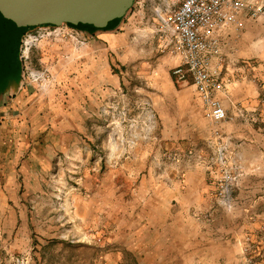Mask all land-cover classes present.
Instances as JSON below:
<instances>
[{
  "label": "rangeland",
  "instance_id": "374dc122",
  "mask_svg": "<svg viewBox=\"0 0 264 264\" xmlns=\"http://www.w3.org/2000/svg\"><path fill=\"white\" fill-rule=\"evenodd\" d=\"M175 5L134 0L113 29L26 33L0 114V264H264V212L235 193L240 148L207 113L198 142L192 96L206 108L174 73Z\"/></svg>",
  "mask_w": 264,
  "mask_h": 264
},
{
  "label": "crops",
  "instance_id": "0c3cea01",
  "mask_svg": "<svg viewBox=\"0 0 264 264\" xmlns=\"http://www.w3.org/2000/svg\"><path fill=\"white\" fill-rule=\"evenodd\" d=\"M221 44V54L212 65L221 85L216 96L229 115L227 122L222 124L223 130L238 144L234 147L240 148L235 159L242 166L243 174L235 193L240 198L241 209L264 212V124L251 126L247 119L251 111L264 113V15L257 20L242 16L238 27H230L221 34ZM21 82V59L0 63V114ZM180 95L188 97L189 93L181 92ZM192 98L199 104L196 107L191 103L188 108L193 107L189 111L198 116L200 142L205 139L207 131L206 112L197 96ZM182 123L186 125L187 121L182 120ZM157 206L165 211L177 207L173 203Z\"/></svg>",
  "mask_w": 264,
  "mask_h": 264
},
{
  "label": "built area",
  "instance_id": "2783aa9c",
  "mask_svg": "<svg viewBox=\"0 0 264 264\" xmlns=\"http://www.w3.org/2000/svg\"><path fill=\"white\" fill-rule=\"evenodd\" d=\"M263 15L262 0H176L174 9L165 18L174 49L182 61L174 73L178 80L191 82L207 115L214 121L229 119L216 96L221 85L212 65L222 51L221 34L230 27H238L242 16L257 20Z\"/></svg>",
  "mask_w": 264,
  "mask_h": 264
},
{
  "label": "water",
  "instance_id": "95a60500",
  "mask_svg": "<svg viewBox=\"0 0 264 264\" xmlns=\"http://www.w3.org/2000/svg\"><path fill=\"white\" fill-rule=\"evenodd\" d=\"M134 0H0V63L21 59L24 35L67 23L78 30L113 29Z\"/></svg>",
  "mask_w": 264,
  "mask_h": 264
},
{
  "label": "flooded vegetation",
  "instance_id": "af4514ba",
  "mask_svg": "<svg viewBox=\"0 0 264 264\" xmlns=\"http://www.w3.org/2000/svg\"><path fill=\"white\" fill-rule=\"evenodd\" d=\"M37 28V27H36ZM33 30V29H32ZM80 31H83V30H80ZM86 31V30H85Z\"/></svg>",
  "mask_w": 264,
  "mask_h": 264
}]
</instances>
